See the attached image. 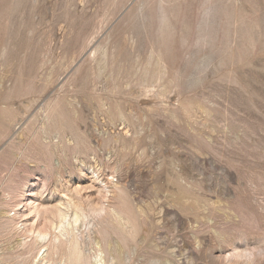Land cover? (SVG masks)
Segmentation results:
<instances>
[{
  "label": "rangeland",
  "instance_id": "rangeland-1",
  "mask_svg": "<svg viewBox=\"0 0 264 264\" xmlns=\"http://www.w3.org/2000/svg\"><path fill=\"white\" fill-rule=\"evenodd\" d=\"M3 1L0 23L8 17L3 61L14 57L19 63L15 85L21 92L34 87L43 58L48 64L42 74L63 56L75 61L38 96L20 95L14 101L20 113L11 121L0 117V256L6 261L0 257V264H36L37 249L18 245L31 240L23 219L30 217L32 224L37 211L31 207L41 204V224L35 228L53 234L56 217L46 219L43 209L74 198L90 219L108 205L130 219L134 247L124 256L126 262L108 264H264V0H163L173 26L162 50L168 87L164 103H139L131 92L118 95L128 116L143 111L144 130L137 132L127 120L110 122L106 110L116 112L115 102L100 110L95 91L86 99L77 93L82 101L76 118L63 105L67 133L95 146L97 157H79L84 166L71 151L51 156L38 132L49 106L65 103L78 70L90 59L96 64L103 45L129 59L138 40L134 16L140 0H20L19 6ZM146 1L150 34L140 39L157 47L159 0ZM209 7H214L210 15ZM125 17L129 21L123 24ZM210 58L211 65L198 68ZM7 71V63H0V82ZM140 80L132 83V91ZM106 183L114 191L109 203L101 189Z\"/></svg>",
  "mask_w": 264,
  "mask_h": 264
},
{
  "label": "bare ground",
  "instance_id": "bare-ground-1",
  "mask_svg": "<svg viewBox=\"0 0 264 264\" xmlns=\"http://www.w3.org/2000/svg\"><path fill=\"white\" fill-rule=\"evenodd\" d=\"M171 1L174 0H169V2ZM11 2L12 1H10L9 3L11 4V6H16V5L19 6L18 4H20V0H13V2L12 3ZM0 3H5V1ZM163 4H164L163 0H159L157 5V13L159 17L158 20H160L157 36L160 45L156 47L155 44L151 42L148 43L149 45L147 47L144 41L140 39L141 36L144 35L147 36V34L150 32L149 29L150 18H149V14L146 13L147 1L140 0L138 5H136L137 7L134 16L137 17V19H139L138 40L136 41V47L134 48V52L132 51L134 54L128 51L130 53L129 54L130 57L129 59H127L125 58L126 55L124 56V54L126 53L124 52L123 54L120 52L123 55V58H120V56L122 55H118L117 49H113L110 47L108 48L107 47L108 43L103 45L101 47V50L97 51L100 57L99 59L95 60L97 61L96 64H92L94 60L90 59L84 64L83 67H81L78 70L77 83L73 84L72 91H70V94L68 95L69 97H66L65 103L61 104V106H58L56 105V102H53V104L49 106V111L45 116V120L42 123V127L40 128L37 137L40 142V145L43 146L45 149H47V151L50 152L51 156L53 155L54 152L56 153L57 151L59 157H63L62 152L66 153L67 151H71L73 152L72 154L74 155L73 158L82 166H84L86 162L85 160H80L79 158L80 156H84L89 159L90 158L94 159L95 157H97L95 146L93 147L88 139L82 140V138L80 139L79 135L76 134L72 135V133H67L68 121H65L62 117L63 105L68 106L69 109L72 108L73 112H75L74 117L76 118L77 106L82 101L79 99L77 93L82 94L83 99H86L87 92L90 93L95 91L96 92L95 94H97L96 96H98L100 99V104L98 105L100 110L101 107L105 108L107 106V102H115L116 112H113L110 108L106 110V112L109 113L110 122L113 123L115 119H120L122 121L127 120L132 124V126L136 127L135 129H137V132H141L140 130H144V127H146V125L144 126L143 121H141L143 120L142 118L144 117V114H142L143 111L140 110L139 112H137V110H134L135 112L128 116L125 112L126 109L125 105L122 104V98L118 97V95L122 97L125 94L127 95L128 92H131L128 94L135 96L136 100H138L139 103L144 102L145 104L150 103L152 105L164 103V98L166 97L168 87H165L166 68L163 66V62L165 58H163L164 53L162 52V50L163 48L167 47L169 44L170 41L169 38L173 33V26L169 22L168 19L169 16L166 15ZM4 5L5 4H3V6ZM220 5H222V3ZM0 6H2V4ZM213 9L214 7H209L206 13H208L209 15L212 14L214 12ZM128 21H129L128 17H125L123 19V24H126ZM7 28H8V17H4L2 22L0 23V43L2 39H4V36H6ZM15 33L17 36V34H19V31L18 33L15 31ZM201 39L202 38L199 39V42L201 41ZM202 40L203 42H206L204 41V39ZM108 41L111 42V39H108ZM149 41L151 40L149 39ZM11 42L12 41H10L9 46L11 45ZM17 43L19 44L20 41ZM1 45L2 47L0 46L1 47L0 63L1 64L7 63V65L9 66V71L6 72L5 76L3 75L4 77L0 82V113H1L0 117L1 120L6 123L8 121H11L12 116L15 115L17 116V114L20 113V105L16 107L14 102L16 100H20V95L30 94L32 95V97H36L39 95L37 92L38 90L40 92H42L43 90L46 91L47 88L53 86L55 83L59 81L60 77H62L64 73L67 71L69 67V62L72 63L75 61V59L72 60V57L70 56L69 57L63 56V58L59 61H56L53 66L48 67L49 71H46L44 74H42L41 69L48 64V62L45 61V59L43 58V60H41V62H39L38 65V69L40 70H35L34 72V76L36 79L34 87L27 89L26 92H21L22 89L20 85L18 86L15 85L16 82L20 80V78L18 77L19 74L18 72H16V66L19 63L16 65L14 57H11L10 59H8V61L7 60L3 61L4 55H6L5 49L7 47L6 44H3V41ZM15 48L13 49L15 50ZM9 49L10 47L8 48V50ZM10 50H12V48ZM119 50L121 51L122 49L120 48ZM212 60H213L212 58L205 60L203 59L200 61L199 66L198 65L197 66L198 68L204 65L209 66L212 64L213 62ZM138 78H141L140 80L141 85L139 86L138 90L132 91L133 89L132 83L135 82L136 79ZM10 82L11 85H9ZM199 82H200L199 79L193 80L191 86L192 85L194 86V84H197ZM123 86L124 88L122 89L121 87ZM2 92H5L3 96H1ZM3 104H5L6 106L5 108L2 107ZM84 104L87 105L85 101ZM50 111L53 112V114H51ZM134 119H137L138 123L134 122ZM70 134L72 135V138L69 137ZM56 157H58V155ZM64 158H67V156H65ZM59 159L61 160L62 158ZM50 162H51L50 165H52V161ZM60 165H62V163ZM81 172H83V170H81ZM94 172L97 174V177H99V172L97 171ZM104 176L105 175H103V177ZM97 180L99 181L100 177ZM101 189L102 191H104L105 193L104 196L106 197L109 203V196H111L112 193L114 192L111 185H107L106 183L105 186ZM73 200H67L66 203L62 200L63 203H59L60 205H57L53 208L49 207L50 209L49 208L43 209V213L47 215L46 219L51 220L56 217V219H53L55 220L54 222H56L55 225H53L52 227L54 231L53 234L50 231L42 230V228L41 229L38 227L35 228V226H38L37 224L39 225L41 224L38 222L39 219L40 220L42 219L41 209H40L41 204L32 205L31 209H33L34 212L37 211L36 216H34L35 221L31 224L29 223L30 217H27L25 220L23 219L24 221L23 225H25L24 230L27 233L26 238L28 239L31 237V240L30 242H25V243L24 240L22 241L23 244L21 240L19 241L20 244H18L17 242L19 246L22 247L25 245L31 246L32 250L34 251L35 249H37V252H35L36 254H34V257H32L33 258L32 262H36V264H55V262L58 263L60 262L61 264H108V262H126L125 260L126 258L124 256L126 255V253H128V251L131 248L134 247V244L131 241L132 237H129L132 234L131 231L133 229L130 219L125 217L124 214L121 213L119 210H117L115 207L108 205L107 207H103L99 210H96L94 208L96 211H94L91 220L90 216L86 215L85 214L86 212L83 211V207H82L83 205L78 204L79 201L77 203L74 202ZM3 215H4V211H2L1 209L0 219L3 217ZM15 215H18L19 218H24L25 216L24 212H18ZM29 225L30 226L32 225L33 228L30 229L28 227ZM29 234H31V236ZM125 245H128V247H126ZM21 254H18V256ZM0 257L1 259H3V256ZM6 257L4 256L5 259ZM12 259L10 258V261H12ZM19 260L20 259H18L17 261ZM8 261L9 259H7V262Z\"/></svg>",
  "mask_w": 264,
  "mask_h": 264
}]
</instances>
